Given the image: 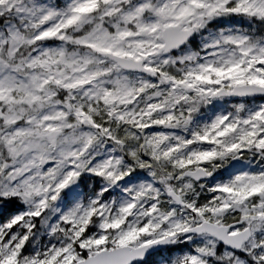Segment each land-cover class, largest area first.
Returning <instances> with one entry per match:
<instances>
[{"label": "snow or ice", "instance_id": "1", "mask_svg": "<svg viewBox=\"0 0 264 264\" xmlns=\"http://www.w3.org/2000/svg\"><path fill=\"white\" fill-rule=\"evenodd\" d=\"M0 264H264V0H0Z\"/></svg>", "mask_w": 264, "mask_h": 264}]
</instances>
